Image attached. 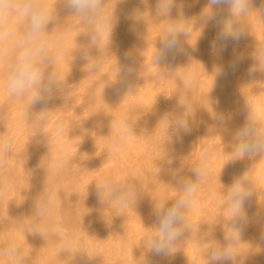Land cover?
Returning <instances> with one entry per match:
<instances>
[{"label":"bare ground","instance_id":"obj_1","mask_svg":"<svg viewBox=\"0 0 264 264\" xmlns=\"http://www.w3.org/2000/svg\"><path fill=\"white\" fill-rule=\"evenodd\" d=\"M261 1L253 0L254 13L250 14L252 21L250 18L248 35L238 44L228 42L222 53L217 51L214 54L211 51L212 43L208 38L209 34H207L208 30H211L209 28L212 24L206 28L200 21L198 26L195 25L194 29L192 27L190 29L191 18L195 20L200 17L201 10L206 6L207 0H178V7L173 10L171 17L155 15V0H108L109 8L115 13L112 21V35L109 36L105 31L98 43L92 46V59L98 61L99 68L91 73L88 71L90 66L87 67L86 62L82 65L83 60L79 58L78 53H75L81 45L88 43L86 38L81 35L85 28L77 27L78 19L74 16L66 17V13L61 10L60 22L62 24L58 25L53 33V41L59 44L54 49L57 55L59 79L63 87L64 82L68 79L82 82V78H84V82L81 83L82 87L78 88L83 90L81 91L82 99L79 95L80 92L77 93L79 96L73 92L75 97L77 96L78 99L80 97V101L83 100L82 104L77 97L75 100L74 96H72V102L75 100L80 104L77 102L76 104H68L69 102L65 104L63 99H57L54 95L49 102L36 103L29 109L31 94L17 99L10 98L5 83L6 62L0 63V138L6 140L11 146L10 153L0 155V248L7 246L10 242L22 244L25 251L31 253L29 264H122L121 261L123 264L133 262L137 264L138 260L141 261L138 264H141L144 247L141 246L143 250L138 253L141 249L138 250L136 245L141 238H137L138 242H136L133 237L137 236L139 232L141 233L146 226L145 231H149V236H146L147 231L142 234H145L146 238H150L155 231L150 229L155 218L149 219L150 216L155 217L154 209L159 208L166 200L174 199L178 195L177 178L191 176L189 169L200 165L201 162L204 164V176L200 183L204 188L207 187V191L210 192L207 193L213 195L217 200L212 201L215 204L217 202V205L221 207L226 198H222V195L221 197L216 196L217 186L229 183L231 186L235 177L247 171L246 160V162L240 160L232 163L231 159L236 143L235 129L242 124L244 119L240 114L241 109L244 108L245 103L248 107L252 105L250 102H248L250 105L246 102L247 98L244 97L245 94L243 95L246 90L244 86L247 83L244 78L248 75L247 70L252 63L249 53L257 43L254 41H260L257 44L261 43L264 35V15L259 17L258 13L255 14V11H259V9L255 10L256 7L260 6L261 8H259L264 11V5L262 6L264 1L260 3ZM48 3L54 7L57 0H48ZM178 11L182 12L184 16L180 15ZM170 21L177 22L178 26L188 33L187 37H181V42L184 43L183 46L190 54L188 56L176 55L175 57L170 55L166 62L157 64L155 54L160 49V38L158 39V35L153 34L157 32L164 34L163 30ZM54 26L55 24L50 25V30ZM160 35L158 37H161ZM150 36H154L155 39L152 37L153 40H151ZM262 41L264 43V40ZM74 53L76 59L72 60L71 54ZM125 54L131 59H126ZM148 54H153V59H150L151 56ZM238 57L239 59H237ZM100 61L101 63H99ZM122 65H131L134 68V73L127 77L126 83H116L119 75L118 69ZM84 67L85 70H83ZM220 68L224 69L223 73H220ZM86 72L90 74L86 75ZM253 76L261 78L264 77V73L257 72ZM253 76H251L252 80ZM69 80L67 82H72ZM76 81L74 82L78 85L80 82ZM262 81L264 82V80ZM153 83L157 85L155 86ZM68 85L66 86L68 87ZM160 85L163 87L161 89L165 88V92L168 91L167 96L164 95V92L161 93L167 99L166 101L164 97L160 96L159 91L153 89V86L160 87ZM262 85L264 86L263 83ZM69 88L71 89L70 86ZM69 88L66 89L69 90ZM76 89L77 87H75L77 92ZM243 89L244 92H242ZM67 92L65 93L67 94ZM59 95L63 97L60 92ZM152 96H155L153 98L157 100H151ZM216 101L218 104L215 103ZM60 102L61 104H59ZM164 103H167V106ZM163 105L170 106L168 109L171 111L168 113H172L171 116L167 112H163L162 109L166 108ZM255 110L251 111L257 115L258 110L256 112ZM41 111L46 112L41 113L36 119L42 118L46 124L42 133L35 135L36 128L31 118ZM213 112L224 116L223 125L212 118ZM178 113L187 114L190 131L187 134L181 131V137L178 140L175 135L169 139L165 135L163 121L165 118L172 119ZM165 114L169 116L165 117ZM259 116L256 117L264 122V117ZM55 117H57L56 121ZM128 118H131L135 123L136 134L129 135L120 144L114 155H107L106 151L111 139L110 124L115 127L116 124ZM19 124H21V128H18ZM195 137L196 141L202 144L200 148L204 149L202 157L198 158L199 154H197V158H201V162L198 159L197 162L195 160L193 162L192 159L195 149L193 151L191 149H193ZM214 140H223V148ZM171 147H175V149ZM202 149L201 153H203ZM198 150L195 152L197 153ZM83 151L91 153V157L94 152L98 156L96 155L95 160L92 158L90 161V156L88 155L89 158H87V154L84 155L86 157H81L84 154L81 153ZM100 153L105 154L99 156ZM166 156L173 157L174 163L171 166L164 165L161 169V160ZM81 158L83 160L87 158L89 162L87 163L86 160L85 164ZM194 158L196 159V157ZM262 158L261 156L258 158L260 160H255L261 161ZM252 162L255 161L252 160ZM259 171L261 172V170ZM109 175L117 181L134 180L140 192L138 200L121 209L111 200L104 198L101 200L97 197L95 183H99L103 177ZM246 175L248 174L246 173ZM263 175L253 177V186L264 182ZM262 186L264 187V185ZM203 191L205 192V190ZM259 192L261 193V191ZM199 196L198 193L196 199L199 200L195 199L186 212V222L190 232L185 233V237L182 238L184 240L172 248L179 254V257L176 256L179 259H172L173 256L167 259L151 257L153 264H161L158 262L181 264L191 255L195 256L194 253H191L192 250L199 256H203L202 254L205 253L209 245L201 241L202 234L211 233L213 238L223 239V236L222 239L219 238L220 235L216 231L217 221H215L213 213L216 209L211 210L210 207L208 209L209 204L204 205L205 199H202L204 196L202 198ZM200 198L204 202H201ZM44 199L51 200L49 208L44 213L36 214V206L38 207L40 201ZM252 201L249 202L254 203L255 198ZM170 204L171 201H169V206ZM217 205L216 207H218ZM251 206H248L247 209ZM106 210H112L110 213L114 220L113 226L110 223L111 218L104 222L108 223L106 225L110 227L106 228L108 233L116 236V238L112 237V240L107 239L109 236L105 238L106 232L104 231L106 230L101 226V234H105H99L98 237L95 235L98 225H100L99 219L108 217L109 213L105 214ZM219 210L222 211V209ZM225 211L227 212L226 209ZM196 212L202 214V217L200 215L199 217L203 220L201 219L200 224L197 222L191 225L190 216ZM225 214L223 218H228V212ZM216 219L218 218L216 217ZM257 220V222L255 220L256 224L259 222V219ZM101 222L103 223V221ZM128 223L130 224L128 225ZM137 224L139 227L142 224L143 227L138 228ZM38 232H43L44 235L41 236ZM227 232H231V230L228 229ZM114 238L117 239V243L111 244L114 242ZM142 238L144 237L142 236ZM107 240H111V242L108 243ZM247 241L243 236L238 251L247 254L245 264H250V260L254 256H264V248L255 250L257 248H252L251 242L248 244ZM128 249L137 253L134 254ZM127 252H131L133 256ZM113 253H116L117 256ZM125 253L129 257L132 256V259L126 258L128 255L124 257ZM198 254L196 255L198 256ZM115 256L119 257V260H121L120 257L123 259L117 261L114 259ZM203 261L202 264H204ZM0 264H13V261L9 257L0 255Z\"/></svg>","mask_w":264,"mask_h":264},{"label":"clouds","instance_id":"obj_2","mask_svg":"<svg viewBox=\"0 0 264 264\" xmlns=\"http://www.w3.org/2000/svg\"><path fill=\"white\" fill-rule=\"evenodd\" d=\"M253 0H207L206 6L200 13V21L207 28L214 24L217 28L212 51L223 52L228 42L238 44L249 33V17L253 12ZM178 0H155L154 13L157 17H171L177 9ZM66 17L74 16L78 19L77 27H84L81 33L87 44L81 45L75 53L86 61L90 72L99 68L93 60V47L101 35L107 31L112 35V21L115 13L109 8L108 0H57L51 7L48 0H0V63L6 62L5 83L10 98L17 99L31 94L29 109L36 103H47L57 92H61V81L57 67V55L54 49L59 46L53 41V33L60 22V11ZM258 15L260 17V12ZM178 13L182 16L183 13ZM55 24L50 30V25ZM160 39V49L155 54L157 64L166 62L171 55L188 56L190 53L182 45L181 37H187L175 21H170L163 30ZM71 54L72 60L76 55ZM126 59H131L125 54ZM252 60L247 74L251 77L257 72L264 73V45L256 44L249 53ZM239 59V57L237 58ZM224 72L223 68L219 69ZM116 83H126L127 77L134 73L131 65H122L118 69ZM215 103L218 104V101ZM28 109V113H29ZM34 114L36 134L42 133L46 121L36 119L41 113ZM244 119L235 129V149L232 163L244 159H255L264 156V122L260 121L246 105L240 112ZM212 118L219 124H224V116L212 113ZM165 135L171 139L175 135L178 140L181 131L187 134L190 131L189 119L186 113H178L171 120L164 119ZM136 134L135 123L131 118L125 119L115 127L110 124V144L107 155H114L120 144L129 136ZM10 144L0 138V155L10 153ZM164 165L171 166L173 157H164ZM191 176L177 178L178 195L166 200L159 208L154 209L155 222L150 227L154 233L147 240L144 247L142 264H153L151 257L167 259L174 255L171 249L183 241L185 233L190 232L186 222V212L196 199L200 182L204 176V164L189 169ZM96 195L101 200H111L116 206L123 209L139 198V189L134 180L123 179L117 181L112 176L103 177L95 183ZM253 197V181L246 175L235 177L227 192V200L221 205L228 212L227 224L231 232H225L222 240L212 237L211 233L201 236V241L209 246L205 250L207 264H245L247 254L238 251L243 241V234L250 223L247 206ZM169 201L171 204L169 206ZM51 204L50 199L41 200L36 206V214L47 211ZM41 236L43 232H38ZM0 255L12 259L13 264H29L30 252H26L22 244L10 242L0 248Z\"/></svg>","mask_w":264,"mask_h":264},{"label":"rangeland","instance_id":"obj_3","mask_svg":"<svg viewBox=\"0 0 264 264\" xmlns=\"http://www.w3.org/2000/svg\"><path fill=\"white\" fill-rule=\"evenodd\" d=\"M263 1H264V0H262L260 3H262ZM260 3H257V4H260ZM263 5H264V3L262 4V6H263ZM255 6H256V5H255ZM255 6H254V8H255ZM257 6H259V5H257ZM259 7H260V6H259ZM259 7H258V8L256 7L257 9L255 8V10H258V9H259V12H260V14H261V13H263L264 11L260 9L261 7H260V8H259ZM263 7H264V6H263ZM263 7H262V8H263ZM255 10H254V11H255ZM260 10H261L262 12H261ZM253 13H254V12H253ZM253 13H252V14H253ZM256 13H258V12L255 11V14H256ZM255 14H254V15H255ZM256 15H257V14H256ZM262 15H264V13L261 14V16H262ZM258 16H259V15H258ZM250 18H251V21H252V15L249 17V19H250ZM191 19H192V21H191V22H192V23H191L192 26L190 25V29H192L193 27H196L195 25L198 26V25L200 24V23H199L200 20H198L199 18H196L195 20H194V18H191ZM197 20H198V21H197ZM193 22H196V23L194 24ZM248 22L251 24L250 20H249ZM249 23H248V24H249ZM250 24H249V25H250ZM193 25H194V26H193ZM191 27H192V28H191ZM193 29H194V28H193ZM209 29L213 30V31L208 30V32H207V34L210 35V37H209V35H208V38H209V40H210V43H212V44H211V51H212V46H213V43H214V40H215V36H216V31H217V30H216L214 24H212L211 28H209ZM214 29H215V30H214ZM209 32H210V33H209ZM154 33H155V32H154ZM152 34H153V33H152ZM160 34H161V35H160ZM162 34H163L162 32H160V33L157 32L156 34H153V35H155V36H156V35H158V36L160 35L161 37H158V36H157V38H158V39H159V38L161 39V38L163 37ZM150 35H151V34H150ZM211 35H212V36H211ZM152 37L155 39L154 36H150V39H151ZM263 37H264V35L262 36L261 43L263 42L262 40H264ZM153 38H152L151 40H153ZM160 39H159V42H160ZM154 41H155V40H154ZM156 42L159 43L158 41H156ZM254 42H255V43H256V42L258 43V42H260V41H257V40H256V41H254ZM181 43H182V42H181ZM257 43H256V44H257ZM261 43H259V44H261ZM183 44H184V43H182V45H183ZM261 45H264V43H262ZM239 46H240V45H239ZM148 55L151 56V58H150V56H149L150 59H153V58H152V57H154L153 54H152L153 56H152L151 54H148ZM148 55H147V56H148ZM149 58H148V59H149ZM150 59H149V60H150ZM149 60H148V61H149ZM150 61H151V60H150ZM153 61H154V60H153ZM85 62H86V61L83 60V61L81 62V64L83 65V64H85ZM97 62H98V61H97ZM86 63H87V62H86ZM99 63H101V61H100ZM84 66H85V65H84ZM86 66L89 67L87 64H86ZM81 67L83 68V66H81ZM154 67H156V66H154ZM87 69H88V68H87ZM81 70H82V69H81ZM83 70H85V67H84ZM83 70H82V71H83ZM86 71H87V70H86ZM88 71H89V69H88ZM83 72H85V71H83ZM89 72H90V71H89ZM89 72H86V75H89V74L91 73V72H90V73H89ZM247 76H248V75H246V77L244 78L245 80H247V81H245V82H247V83H245L246 85L244 86V87H245L244 89H246L247 91L245 90V93H243V95L245 94L244 97L247 98V99H245V100H246L247 103L250 102V103L252 104V105H250V103H248V104L250 105L249 107L251 108V110H253V111H254L255 109L258 110V112H256V110H255V112L257 113V115L253 113L255 116L260 115V116H263V117H264V86L262 85V83L264 84V82L262 81V80H264V79H262V78H264V77H261V78L259 77V78H257V77L255 76V77H256V78H255V77L253 76V80H252V77L250 78V76H248V77H247ZM239 77H242V76H239ZM239 77H238V78H239ZM246 78H248V79H246ZM249 78H250V79H249ZM80 79H81V78H80ZM241 79H242V78H241ZM254 79H255L256 82H257V81H259V82L256 83V82L254 81ZM256 79H257V80H256ZM260 79H261V82H260ZM68 80H69V79H68ZM68 80H67V81H68ZM70 80H72V79H70ZM70 80H69V81H70ZM78 80H79V79H78ZM242 80H243V79H242ZM67 81H66V82H67ZM74 81H76V80H72V82H74ZM249 81H250L251 83H250ZM66 82H64L63 87H66L67 89L69 88V86L71 87V89H72V87H74V88L72 89V90H74V91H72V90L69 88V90L72 91V94H71V91H69V90H67L66 88H63V87L61 86V87H62L61 89H63V90H61L60 93H61V96H63V97H60V95L58 96V94H59V92H58V94H55L56 97H57V99H59V98L63 99L65 102H64L63 100H61V101H63L65 104H67V102H69L68 104H76V102H77V104H80V103H78V101H75V100H76V97L79 96V95H81V99H82V94H83V93L81 94V91H83V90H80V89H78V88L82 87L83 84L81 85V83L84 82V78H82V82L79 81L80 83H79L78 81H76L77 83H79L78 85H80V86H78L75 82L72 83V82L70 81L71 84H70V82H67V83H66ZM155 82H156V81H155ZM155 82H154V83H155ZM252 82H253V83H252ZM65 83H66V85L69 84L68 87L65 85ZM154 83H153V84H154ZM249 83H250L251 85H250ZM258 83H259V85H260L261 87L258 85ZM158 84H159V83H158ZM252 84H253V85H252ZM64 85H65V86H64ZM154 85H155V84H154ZM156 85H157V84H156ZM156 85H155V86H156ZM254 85H257V86H254ZM155 86H153V89H156L155 91H157V92L159 91L160 94L164 92V95L167 96L166 93H168V91L165 92V90H166L165 88H164V89H165V90H164V89H161V88H163L161 85H160V87H155ZM252 86H253V89H252ZM258 86H259V87H258ZM75 87H77V89H76L77 92L75 91ZM83 87H84V86H83ZM247 87H248L249 89H248ZM254 87H255V88H254ZM262 87H263V88H262ZM260 88H261V89H260ZM64 89H65V90H64ZM82 89H83V88H82ZM244 89H243L242 92H244ZM250 89H251V90H250ZM249 90H250V91H249ZM62 91H63V92H62ZM67 91H69L70 93L67 92ZM149 91H150V90H149ZM151 91H152V89H151ZM65 92H67V94H66ZM73 92H74L75 94H77V93H79V92H80V93H79V95L77 94V96L75 97V96H74L75 94H74ZM252 92H253V93H252ZM63 93H65V95H63ZM152 93H153V91H152ZM68 94H69V95H68ZM156 94H157V93H156ZM247 94H248L249 96H248ZM254 94H255V95H254ZM153 95H154V93H153ZM246 95H247V96H246ZM68 96H69V97H68ZM72 96L75 97V100H73V102H72V98H73ZM157 96H158V95H157ZM160 96L164 97L163 94H161ZM168 96H169V98H170V94H169ZM66 97H67V98H66ZM153 97H155V96H152L151 100L153 99L154 101H156L157 99L155 100ZM248 97H249V99H248ZM157 98L159 99V97H157ZM160 98H161V97H160ZM167 98H168V97H167ZM77 99H78V97H77ZM162 99H163V98H162ZM78 100H79V102H81V104H82V101H83V100L80 101V97H79ZM164 100L166 101L167 99L164 97ZM164 100H163V101H164ZM247 100H248V101H247ZM251 100H253V101H252L253 103L251 102ZM58 101H59V100H58ZM161 101H162V100H161ZM161 101H160V102H161ZM63 102H62V104H64ZM70 102H72V103H70ZM74 102H75V103H74ZM157 102H158V101H157ZM161 103H163V102H161ZM161 103H157V104H161ZM59 104H61V102H60ZM164 104L167 106V103H164ZM254 104H255V105H254ZM257 104H258V105H257ZM261 104H262V105H261ZM165 105H163V106H165ZM166 106H165V107H166ZM254 106H255V107H254ZM261 106H262L263 108H262ZM168 107H170V106H168ZM168 107H166L165 109L163 108V109H162L163 112H165V113L167 112V114H169L168 112H170L171 109H168ZM253 107H254V108H253ZM166 109H167V110H166ZM164 110H165V111H164ZM168 110H169V111H168ZM259 110H260V111H259ZM261 111H263V112H261ZM167 114H165V117H168L169 115H170V116L172 115V113L169 114V115H167ZM163 115H164V114H163ZM166 115H167V116H166ZM260 116H259V117H260ZM55 118H56V119H55ZM55 118H54V120L56 121V120H57V117H55ZM19 120H20V119H19ZM19 120H18V121H19ZM169 120H171V119H169ZM55 121H54V122H55ZM19 123H20V122H19ZM11 124H12V123H11ZM22 124H24V122H22ZM10 126H12V125H10ZM20 126H21V124H19L18 128H21ZM20 134H22V132H20ZM52 136H54V134H52ZM196 137H197V139H198V136H197V135H196ZM196 137L194 138L195 141L193 140V143H194V144L192 143V144H193V145H192V146H193V147H192L193 149H191V151H193V150L195 149L194 152H193L194 154L191 152V153L194 155V157H196V159H195V158L192 156L193 162H194V160H195V162H197V159L199 158V156L202 157L201 155L204 154V149H202L203 147L200 148V147L202 146V144H201V142H200V144H199V143L196 141ZM196 142H197V143H196ZM214 142H215L216 144H219V145L223 148V146H222V145H224L223 140H221V141H217V140L215 141V140H214ZM196 144H197V145H196ZM198 144H199L200 146H199ZM194 145H195V146H194ZM174 146H175V145H174ZM198 146H199V150H200V152H199V150H198ZM79 147H80V146H79ZM171 148H172V149H173V148L175 149V147H171ZM201 149H202L203 153H201ZM170 150H171V149H170ZM196 150H198L197 153L195 152ZM172 151H173V150H172ZM84 152H86V151H83V152H81V153H84ZM94 153H95V155H94ZM94 153H93L92 157H91V153H90V154H89V153H84V154L81 155V157H82V156H83V157H86V156H87V158H89V157H88V155H89V156H90L89 160L91 161L92 158L94 159L95 157L98 156V155L96 154V152H94ZM97 153H98V152H97ZM169 153H170V152H169ZM200 153H201V154H200ZM85 154H87V155L84 156ZM101 154H102V153H100L99 156H103V154H105V153H103L102 155H101ZM197 154H199V155H198V158H197ZM96 155H97V156H96ZM262 157H263V158H262L263 160H261V161L264 162V156H262ZM87 158H84V159H86V160H87V163H88L89 161H88ZM258 158H259V157H256L255 159L260 160V159H258ZM260 158H261V157H260ZM81 159H82V158H81ZM99 159H100V158H99ZM255 159H247V158L244 159V162L247 161V162H246V166H247V168L245 167V168L247 169L246 173H247L248 175H250L249 177H250L251 179H253V177L256 178L257 175H258V176L260 175L259 173H262V172L264 171V170H263V168H264V163L261 162V161H257V160H255ZM86 160H83V159H82V161H85V164H86ZM94 160H95V159H94ZM199 160H200V161H199ZM245 160H246V161H245ZM252 160L255 161V162H252ZM198 161L201 162V158L198 159ZM92 162L96 164V162H94L93 160H92ZM92 162H91V163H92ZM97 162H98V161H97ZM80 163H81V162H80ZM93 163H92V164H93ZM255 163H256V164H255ZM260 163H261V164H260ZM262 163H263V165H262ZM82 164H83V163H82ZM85 164H83V165L86 166ZM89 164H90V163H89ZM198 164H199V163H198ZM259 164L262 165V166H260ZM83 165H82V166H83ZM87 165H88V164H87ZM250 165H251V166H250ZM259 167H260L261 169H260ZM262 167H263V168H262ZM245 168H244V169H245ZM246 169H245V170H246ZM95 170H96V169H95ZM259 170H261V172H260ZM250 172H251V173H250ZM252 173H253V174H252ZM254 173H255V174H254ZM263 174H264V172H263L261 175H263ZM248 175H247V176H248ZM251 175H252V176H251ZM261 175H260V176H261ZM258 176H257V177H258ZM260 176H259V177H260ZM263 176H264V175H263ZM263 183H264V182H263ZM263 183H262V184H259L258 186H256V185L253 186V197L255 198V201H254V198L252 197L251 199L254 201V203H250V202L252 201V200H250L248 206H251V204H252V206H254L255 208L251 206V207H249V208L247 209V210H248L249 219H250V223H249V225H248L247 228H246L247 231L245 230V232H244L246 236L243 235V236L248 240V241H247V242H249L248 244H250V242H251L250 246H251L252 248H253V247L257 248V249H255V250H258L259 248H260V249L264 248V234H263V233H264V222H263L264 220H261V221H260V219H264V218H263V217H264V216H263V215H264V214H263V213H264V187L262 186V185H264ZM201 184H202V183H200V185H199V190H198L199 192H198V193H199V195H200L199 197L202 198V197L204 196L202 199H203V200L205 199V200H204L205 202H204L203 200H201V198H200V200H201V202L203 201V202L205 203V204H204V203H203V204L206 205V206L209 204V205L207 206L208 209H209V207H210L211 210H212V209H214V210L216 209L215 212H213V213H214V219H215V221H217V223H216V222H214V223H216L215 226H216V229H217V230H216V231H217V234H219V235H220V236L218 235L219 238L222 239V236H224L225 231L227 232L228 229H229V228H228L227 221L225 220V219H227V218H223V217H224V214L227 213V212L225 211L224 208H221L220 206H218V205H217V202H216V204H215V202H213V201H217L216 198H215L213 195H211V194H210L211 197H209V196H210V195H209L210 192L207 191V190H208V189H206L207 187L204 188V186H202ZM225 185H226V184H225ZM225 185H218V186H217L218 188H216L218 191H216L215 194H216L217 197H218V196L221 197V195H222V198H224V199L226 198V200H227V195H226V194H227V192H228L227 189L230 188V183L227 184V185H229L228 187H227V185H226V186H225ZM260 185H261V186H260ZM201 186H202V187H201ZM259 186H260V188H259ZM254 187H255V188H254ZM256 187H257V188H256ZM261 187H262V188H261ZM223 188H224V190H223ZM226 188H227V189H226ZM256 189H257V190H256ZM260 189H261V190H260ZM201 190H202V191H201ZM203 190H205V192H204ZM228 190H229V189H228ZM219 191H220V192H219ZM259 191H261V193H260ZM207 192H209V193H207ZM217 193H218V194H217ZM224 195H226V196H224ZM197 196H198V194H197ZM212 196H213V197H212ZM223 196H224V197H223ZM196 198H198V197H196ZM211 198H212V199H211ZM207 199H208V200H207ZM196 200H199V199H196ZM212 200H213V201H212ZM211 201H212V204H211ZM253 201H252V202H253ZM198 202H199V201H198ZM261 202H262V203H261ZM256 203H257V204H256ZM200 204H201V203H200ZM254 204H255V205H254ZM211 205H212V206H211ZM213 205H214V206H213ZM216 205H217L219 208L216 207ZM248 206H247V207H248ZM256 206H257V207H256ZM211 207H213V208H211ZM250 208H251V210H249ZM252 208H253V210H252ZM262 208H263V209H262ZM219 209H222V211L219 210ZM258 209H259V210H258ZM108 211H109V212H108ZM110 211H112V210H106L107 213H105V211H104V213H105V214H108V213H109V214L112 216V214L110 213ZM128 211H129V210H128ZM216 211H218V212H216ZM223 211H224V212H223ZM253 211H254V212H253ZM259 211H260V212L262 211V212L260 213ZM130 212H131V211H130ZM249 212H250V213H249ZM131 213H132V212H131ZM131 213L128 212V214H131ZM216 213H217V214H216ZM109 214H108V217H106V219H105V218H102V217H101V219H99L98 223L100 222V223H99L100 225H98L99 227L97 226L98 228L96 227L98 231H97L96 234H95L97 237L99 236V234H101V230H100V229H101L102 227H103L102 229L105 228V230H106V228H107V229L110 228L109 225H108V226L106 225V224H108V223H104V222H107L110 218L113 220V216H112V217H111V216L109 217ZM196 214H197V215H196ZM196 214L193 213V214L190 216L189 221H190V223H192L191 225H193V224H195V223H197V222H199V224H200V223H201L200 221L203 220L202 218H200V217H202V216H201L202 214H200L199 212H198V213L196 212ZM215 214H216V215H215ZM252 214H253V215H252ZM255 214H256V215H255ZM193 215H194V216H193ZM199 215H200V217H199ZM104 216H107V215H104ZM215 216H216L218 219H216ZM218 216H219V217H218ZM225 216L227 217V214H225ZM258 216H259V217H258ZM262 216H263V217H262ZM151 217H152V218H155V217H153V216H150L149 219H150ZM191 217H192V218H191ZM250 217H251V218H250ZM254 217H255V219H254ZM152 218H151V219H152ZM252 218H253V219H252ZM256 218L259 219V222H260V223L258 222V223L256 224V222L258 221ZM103 219H105V220H103ZM111 219H110V220H111ZM199 219H200V220H199ZM201 219H202V220H201ZM251 219H252L253 221H252ZM112 220L110 221V223H112L111 225L113 226L114 220H113V222H112ZM154 220H155V219H154ZM191 220H192V221H191ZM218 220H219V221H218ZM255 220H256V222H255ZM101 221H103L104 224H103ZM149 221H150V220H149ZM251 221H252V222H251ZM152 222H153V221H152ZM154 222H155V221H154ZM221 222L224 223V224H222ZM101 223H102V224H101ZM110 223H109V224H110ZM130 223H131V222H130ZM130 223H128V225H129ZM261 223H262V224H261ZM131 224H132V223H131ZM199 224H198V225H199ZM217 224H219V225H217ZM251 224H252V225H251ZM258 224H259V225H258ZM114 225H115V224H114ZM196 225H197V224H196ZM100 226H101V228H100ZM136 226H138V224H137ZM218 226H219V227H218ZM220 226H221V227H220ZM223 226H225V227H223ZM256 226H257V227H256ZM141 227H143L142 224H140V227L138 226V228H141ZM144 228L147 229L146 226H144ZM144 228H143V229H144ZM254 228H255V229H254ZM143 229H142V230H143ZM145 229H144L141 233H140V232H139V233H140V234L145 233V232L147 231V230L145 231ZM219 229H220V230H219ZM225 229H226V230H225ZM256 229H257V230H256ZM99 230H100V233H98ZM148 230H149V229H148ZM254 231H255V232H254ZM257 231H258V232H257ZM104 232H106V234H105V233H102V234H105V235H106L105 238H107V236H109V237L111 236V238H109V237L107 238V239H111V240H112V237H115V238H116L115 235H113V236L110 235L111 233L109 234L107 230L104 231ZM148 232H149V231L146 232V236H147V237L149 236V235H148ZM218 232H219V233H218ZM223 232H224V233H223ZM249 232H250V233H249ZM97 233H98V235H97ZM139 233H138L137 236H135L136 238L133 237L134 240H135L136 242H138L137 240H138L139 238H141V239L139 240V243H140V241H141L142 244H141V243H140V244H139V243H138V244L136 243V244H137L136 246H138L137 249H138V250L141 249V251L139 250V252H138V250L134 248L135 250H137L138 253L142 252L143 247L141 248V246H143V244L146 245V242H147V240H148V238H146V236H144L145 234H144V235H143V234L140 235ZM251 233H252V234H251ZM102 234H101V235H102ZM107 234H108V235H107ZM113 234H114V233H113ZM251 235H252L253 237H252ZM140 236H141V237H140ZM142 236H143L144 238H142ZM248 237H249V238H248ZM115 238H114V242L112 241L113 243H111V244H115V243H117V241H116L117 239L115 240ZM137 238H138V239H137ZM250 238H251V239H250ZM102 239H104V238H102ZM142 239H143V240H142ZM111 240H107L106 242L109 243V242H111ZM145 240H146V241H145ZM255 240H256V241H255ZM115 241H116V242H115ZM143 241H144V242H143ZM191 242H192V241H191ZM191 244H192V243H191ZM191 244H190V245H191ZM139 245H140V246H139ZM192 245H193V244H192ZM252 245H253V246H252ZM258 245H259V246H258ZM130 248H131V247H130ZM132 249H133V248H132ZM129 250H130V249H128V251H129ZM135 250H134V251H135ZM191 250H192V249H191ZM130 251H131V250H130ZM171 251L174 252V253H176L175 251H173V249H172ZM131 252L135 254L136 251L133 252V250H132ZM131 252H127V253H131ZM137 252H136V253H137ZM127 253H125L123 256L126 257V256L128 255ZM132 253H131L130 255H132ZM191 253H194L195 256H193V255L190 254L191 257H189V259H187L188 261H187V260H186V261H182V263H184V264L187 263V264H188V263L190 262L189 264H194V263H195V264H198V263L200 264V262H201V264H202V261L204 260L203 263H204V264H207V260H206L204 254H202L203 256L200 255V256H201V257H200L199 254L196 253L194 250H192ZM142 254H143V253H142ZM176 254H177V253H176ZM176 254H175V255H172L173 257H171V258H172V259H174V258L176 259L177 257H179V254H177V255H176ZM196 254H198L199 257H198ZM113 255H116V256H117L116 253H115V254L113 253ZM125 255H126V256H125ZM136 255H137V254H136ZM139 255H141V254H139ZM116 256L114 257V259H115V260L117 259V261H121V260L123 259V258L120 257L121 260H119V257H116ZM119 256H120V255H119ZM132 256H133V255H132ZM132 256L129 257V255H128L126 258H128V259H132V258H131ZM142 256H143V255H141V257H142ZM176 256H177V257H176ZM134 257H135V255H134ZM139 257H140V256H139ZM194 257H195V258L198 257V258L195 259ZM137 258H138V255H137ZM142 258H144V257H142ZM142 258H141V260L143 261ZM191 258L193 259L194 262L192 261ZM252 258H253V257H252ZM252 258H251V259H252ZM133 259H134V258H133ZM138 259H139V258H138ZM177 259H179V258H177ZM190 259H191V260H190ZM198 259H199V260H198ZM202 259H203V260H202ZM189 260H190V261H189ZM196 260H197V261H196ZM201 260H202V261H201ZM138 261L141 262L140 260H138ZM138 261H137V262H138ZM250 261H251V263H253V264H264V256H263V257H255V256H254V258H253L252 260H250ZM121 262H122V264H123V261H121ZM139 262H138V263H139ZM191 262H192V263H191ZM118 263H119V262H118ZM133 263L135 264V262H133ZM133 263H131V264H133ZM138 263H137V264H138ZM158 263L163 264L162 262H158ZM182 263H181V264H182ZM251 263H250V264H251ZM101 264H104V263H101ZM119 264H121V263H119ZM141 264H142V263H141Z\"/></svg>","mask_w":264,"mask_h":264}]
</instances>
